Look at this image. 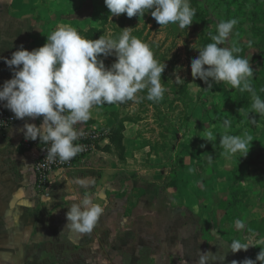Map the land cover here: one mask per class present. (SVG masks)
I'll list each match as a JSON object with an SVG mask.
<instances>
[{
	"label": "rangeland",
	"instance_id": "obj_1",
	"mask_svg": "<svg viewBox=\"0 0 264 264\" xmlns=\"http://www.w3.org/2000/svg\"><path fill=\"white\" fill-rule=\"evenodd\" d=\"M90 1L95 6L94 13L84 28L97 26L104 11V0ZM81 2L83 0H72L76 7ZM190 5L195 9L193 22L200 25L201 30L205 32L203 40L206 38L209 43L213 42L210 34H216L217 24L220 21L233 18L238 20L222 46L237 47L240 52L236 55L248 59L253 68V76L249 80L252 86L259 85L256 93L264 99V0H190ZM137 20L141 28L146 26V31L140 40L145 42L154 54L166 55L165 60L162 61L166 64V68L170 69L172 62L176 61L181 71L178 74L185 75L190 59L199 55V50L196 48H201V38L198 34H193L190 39L192 51L188 57L184 28L181 29L177 24L171 23L161 26L151 16V12L145 13ZM194 28L195 26H191L189 31ZM208 35L209 38L206 37ZM110 60H116V57L113 55ZM235 90L223 83L208 88L199 78L191 81L189 91L192 101L188 104L189 116L185 125L168 118L170 114L166 99L169 96L165 91L163 99L160 100V107L165 113L163 118H168L167 125L172 128L169 149L157 157L136 163V166L130 163L132 166L130 169L123 165L124 162L119 160L116 152L100 155L102 176L104 166H107L104 174L107 177L105 187L108 192L107 199L97 195L99 178L87 188L91 192L85 194L82 192L81 199L87 195L94 203L101 205L104 209L102 215L107 212V218L101 222L99 218L91 233H76L78 238L85 241L73 249L74 253L80 256L79 261L72 264H184V261H187V264H196L202 252L210 251L209 255H211L217 250L220 251L218 243L214 241L218 236L228 247L235 239L247 243L250 235L255 237L254 242L257 244L264 240V233L259 235L253 231L255 226H264V223L261 225L257 219L264 215V117L251 111L252 98L246 109L231 111L229 99ZM143 97L144 95L138 92L134 101L120 105L126 107L132 115L139 114L145 118L138 126L136 125L137 134L141 132L154 140L157 134L150 130L156 128V112L152 109L141 111L139 100ZM118 106V103L100 105L97 114L103 119L98 123L89 119L85 125L106 127L110 111L118 110ZM225 118L231 120L228 134L243 136L246 133L252 138V143L249 142L248 145L250 150L247 156L240 157V153H237L227 157L219 146L220 134L225 132L222 127ZM253 118L256 121L255 125L252 122ZM210 130L217 133L215 141L217 147L206 151V147L213 146V143L204 139L202 135ZM129 139H134V135ZM201 145H204L205 149L201 148ZM196 148H199L201 153L210 154L207 157L204 155V161L197 165H186L184 161L189 164L191 161L189 154L194 153ZM210 155L213 157L211 164L208 160ZM145 159L142 157V160ZM164 169H169L167 179L164 182L155 179L156 176L161 177L166 173ZM217 169L222 171L220 174L223 178L221 184H217L216 187L227 188L230 184L229 178L233 176L236 178L233 188L238 193L236 196H231L230 193L225 196V199L229 198L228 202L231 206L222 205L220 201L215 200L214 210L210 211V216L206 215L208 223L201 220V213L204 210L202 205L190 211L185 209L179 198L172 197L169 200L171 197L167 185L173 177L180 175L186 188L191 191L197 189L192 182L194 173L195 178L201 183L216 175ZM51 183L46 191L40 194L46 195ZM101 186L103 191V183ZM79 193L81 195V191ZM165 204L169 208L164 207ZM237 219L245 222V230L236 229ZM101 226L107 227L101 228ZM45 237H47L46 231ZM260 246L264 247V244ZM260 246H250L246 251L239 252L248 254L249 259L256 260L257 254L262 250L258 248ZM222 251L223 249L220 252ZM220 252L219 254L223 255ZM239 252L232 253L239 257ZM45 255L52 260L57 258L56 253L45 252ZM49 261L43 264H70ZM257 264L260 262L257 261Z\"/></svg>",
	"mask_w": 264,
	"mask_h": 264
},
{
	"label": "clouds",
	"instance_id": "obj_2",
	"mask_svg": "<svg viewBox=\"0 0 264 264\" xmlns=\"http://www.w3.org/2000/svg\"><path fill=\"white\" fill-rule=\"evenodd\" d=\"M104 2L111 16L126 13L128 18L137 15L143 17L151 11V16L161 26L171 23L181 29L188 28L195 15L190 0ZM237 23L238 20L233 18L217 24L216 34H210L213 42L196 48L199 55L191 61V74L194 80L199 78L204 81L208 88L223 83L231 86V89L250 93L251 111L264 117V99L256 93L249 80L253 76V68L248 59L236 55L240 52L239 48L222 46ZM129 28H123L118 38L101 35L98 39L90 40L72 27H58L47 35V42L43 46L31 51L21 46L13 52L11 58H2L12 70L13 76L0 87V102L14 113L16 119L43 118L39 126L26 122L20 131L26 140L35 141L39 138L40 143L50 144L47 159L69 161L82 151V147L74 143L81 135L76 126L90 119L94 106L134 101L136 94L145 89L149 101L158 102L163 99L166 89L161 84V78L166 64H160L155 59L153 51L145 42L131 36ZM111 55L116 60L110 67H106L101 57ZM175 83H185L178 71ZM252 122L256 124L254 118ZM222 127L225 132L219 133V146L225 156L237 153H240V157L247 156L252 138L246 133L243 136L228 134L230 119L225 118ZM202 137L212 142L214 148L217 147V133L210 130ZM212 159L210 155L209 164ZM73 182L85 189L93 183L89 178H76ZM71 198L78 202L73 203L66 213L67 222L60 235L65 229L69 233H91L104 211L103 207L87 195L82 199L76 195ZM235 227L237 230H245L246 224L237 219ZM221 239L217 237V240ZM254 239L252 235L248 236L247 243L235 239L230 243V251H246L250 246L264 244V240L257 244ZM261 249L256 260L246 259L243 264H257V261L264 264V247ZM209 253L202 252L196 264H215L224 260Z\"/></svg>",
	"mask_w": 264,
	"mask_h": 264
},
{
	"label": "crops",
	"instance_id": "obj_3",
	"mask_svg": "<svg viewBox=\"0 0 264 264\" xmlns=\"http://www.w3.org/2000/svg\"><path fill=\"white\" fill-rule=\"evenodd\" d=\"M94 8L90 0H83L78 7L72 3V0H0V87L13 76L12 70L5 64L3 57L11 58L13 52L21 46L29 51L43 46L47 42V35L58 27L84 28L91 20ZM99 106L91 109L90 119L95 120L94 123L103 119L100 114H97ZM111 111L107 126L100 127L109 128L114 124ZM42 119V117L18 119L13 126L4 131L0 130V264H43L49 260L54 263L78 262L80 255L74 253L73 249L85 240L78 238L75 232L69 233L67 229L63 234L60 235V233L67 222L66 213L73 203H77L71 197L76 195L81 198L82 192L85 194L90 190L82 189L73 181L76 178H89L93 182L92 185L99 178L100 186L96 191L97 195L107 199L108 192L105 188L107 177L104 175L107 166H104L102 176V157L100 156L102 153L116 152L119 160L129 169L132 167L130 163L136 166V163L158 156L151 154L150 147L143 145L141 137L137 134L136 125L127 122L123 141L125 145L123 159L115 148L111 151L103 149L110 143L109 138L105 137L97 150L84 157L75 168L53 173L49 192L42 195L43 193H37L35 190L34 167L38 152L36 149L22 148L21 141L24 134L20 131L26 122L39 126ZM87 122L78 125H85ZM132 135L134 139L130 140L129 137ZM201 148L205 149V146ZM206 148L208 151L213 146ZM201 152L199 148H196L194 153L189 154L191 158L189 164L185 161L184 163L188 166L197 165L210 154ZM142 157L146 159L142 160ZM164 170L166 173L161 177L158 176L159 178L156 176L155 179L164 182L169 175V169ZM220 173L222 174V171L217 169L216 175L201 183L195 178L194 173L192 182L197 189L191 191L186 188L180 175L173 177L167 185V191L171 197H168L169 200L172 197L179 198L185 209L190 211L202 205L204 210L201 213V220L208 223L206 215H211L210 211L214 210L215 200L219 202L225 199L234 183L232 176L229 178L230 184L227 188L218 189L216 185H220L223 178ZM102 183L103 191H101ZM163 206L169 208L166 204ZM262 217L264 215L257 219ZM106 218L107 212L100 216V222ZM45 231L47 237H45ZM214 241L218 243L219 250L223 249V251L217 250L213 254L218 259L224 258L223 261H217L215 264H233L234 261L236 264H243L246 259H249L248 254L242 252H239V257H236L223 239L220 241L214 239ZM45 252L56 253L57 258L49 259Z\"/></svg>",
	"mask_w": 264,
	"mask_h": 264
},
{
	"label": "trees",
	"instance_id": "obj_4",
	"mask_svg": "<svg viewBox=\"0 0 264 264\" xmlns=\"http://www.w3.org/2000/svg\"><path fill=\"white\" fill-rule=\"evenodd\" d=\"M151 12V11H149ZM138 15L134 16L132 18H128L126 13L121 14L119 16H111L110 10L107 8L104 2V11L103 15L100 18V22L97 26H90L87 28L77 27L76 29L82 37L86 39H98L101 35L104 36H110L112 38H118L119 35L124 30L123 28L130 27L129 31L131 36H134L138 39H141V37L144 35L146 31V26L140 27L138 22ZM191 26H195L194 30L189 31V28ZM198 34V36L201 38V47L205 46L209 42L205 38V32L201 30L200 25L197 22H193L188 28L183 29V34L186 36L185 39V47L187 49L188 57L192 51V48L190 47V39L193 36V34ZM209 38V35L206 36ZM156 53H158L156 51ZM154 54L155 59L160 63L163 64V60H165L166 55L163 56ZM108 56L107 58L101 57L104 59V63L106 67H110L112 63L115 60H110L112 57ZM194 59V58H193ZM191 61H189V66L187 69V73L182 78L185 79V83L183 85H178L175 83V76L178 73H181L180 68L177 67V62L173 61L171 68H165L164 72L162 73L161 78V84L166 89V94L169 96L166 99V104L168 105L169 114L168 118L172 121H178L181 125H185V121L187 120L189 114H188V108L189 103L192 101L191 93L189 91V84L191 81H194L192 74H191ZM250 79V78H249ZM256 81V80H253ZM259 85L256 87L253 86L255 91L257 92ZM169 89H174L173 91ZM141 93L144 95L143 98L139 100V105L142 107L141 111H148L149 109L154 110L155 113V119H156V128H153L150 130L156 135V139L151 140V138H148L143 133H138L139 136L142 139V143L145 147H150L151 154L160 155L161 153L165 152L170 147V135H172V128H170L167 124L169 123L168 118H163L164 111L160 107V101L153 102L149 101L147 97V89L141 91ZM258 93V92H257ZM171 97V98H170ZM230 104H231V111H235L237 109H246L250 103H251V95L248 92H240L238 89H236L232 96L230 97ZM118 110L112 111L111 115L114 120V124L109 128H103L104 130H107L106 137L109 138L110 143L107 144L103 149L107 151H111L115 148V150L118 152L121 159L124 158L125 153V145H124V132L126 130V123L132 122L135 125H139L141 122L145 120V118L139 114L132 115L129 111H127L126 107L121 106V103H118ZM236 182V178L234 177V183ZM233 183V184H234ZM238 191L233 188V185L231 187L230 195L236 196ZM229 198L223 199L220 201V204L226 206H231V203L228 202ZM263 225L264 223V217L259 219L258 221ZM253 231H256V233H259V235H263L264 233V226H255ZM258 248H261L258 247Z\"/></svg>",
	"mask_w": 264,
	"mask_h": 264
},
{
	"label": "built area",
	"instance_id": "obj_5",
	"mask_svg": "<svg viewBox=\"0 0 264 264\" xmlns=\"http://www.w3.org/2000/svg\"><path fill=\"white\" fill-rule=\"evenodd\" d=\"M17 120L14 113L5 107L3 102H0V130L4 131L13 126ZM76 129L81 135L74 143L80 145L82 151L69 161H61L59 158L55 160L47 159V148L50 147V144L40 143L39 138L33 141L26 140L23 137L21 141L22 148L25 150L36 149L38 152V158L34 167L36 175L35 190L37 193L46 191L51 183L53 173L75 168L84 157L97 150L99 144L107 134L106 130L97 125H77Z\"/></svg>",
	"mask_w": 264,
	"mask_h": 264
}]
</instances>
